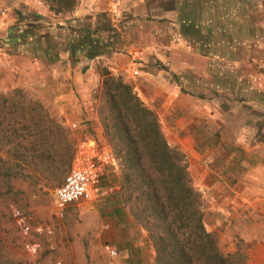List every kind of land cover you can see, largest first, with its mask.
Listing matches in <instances>:
<instances>
[{"label": "rangeland", "instance_id": "obj_1", "mask_svg": "<svg viewBox=\"0 0 264 264\" xmlns=\"http://www.w3.org/2000/svg\"><path fill=\"white\" fill-rule=\"evenodd\" d=\"M125 3L128 4L127 0L120 8H113L107 0L94 3L77 0L71 11L54 14L42 0H0V103L3 98L36 102L62 122L75 142L95 136L96 132L105 139L97 115L101 102L100 72L105 69L112 73L108 67L122 64L123 53L129 47L142 48L147 55L137 75L133 78L110 75L129 82L138 99L150 109L134 87L140 70L150 66L160 75L166 73L167 79L174 82L177 77L171 72L177 62L186 63L192 70L200 67L202 71L206 61L198 53L195 42L189 35L184 38L172 25L137 30L135 34L132 27L121 28L129 19L123 15L128 8ZM79 6L81 11L75 14ZM6 18L11 19L12 31L22 34L13 43L5 38ZM96 18L100 24L94 35L98 37L108 35L113 25L125 30L119 38L121 45L90 60L81 51L70 56L67 43L73 37L77 21L90 24ZM237 39L243 53V73L250 74L249 84L253 88L261 87L264 35L246 38L242 32ZM221 63L230 68L224 65V60ZM186 75L195 80L198 77L195 72ZM72 78L77 80L76 85L72 84ZM63 89L72 91V99L78 105L67 111L70 122L63 119L55 105L58 102L55 96L64 92ZM242 97L217 96L218 117L199 115L192 123H183L187 118L180 109L177 114L164 117L154 109L157 104L152 110L167 143L178 147L184 155L192 183L203 198L204 227L216 235L219 249L232 252L238 245L245 252L246 264H264V117L254 118L243 106ZM154 103L152 100L151 104ZM254 120L258 122L252 123ZM9 124L0 122V135L2 125L7 130ZM9 138L12 141L0 145V173L12 163L10 159L15 160L12 158L15 151L20 153L14 134ZM246 158L259 165V172L245 162ZM48 166L28 165L24 173L32 178L24 176L7 182L0 177V264H152L153 248L145 231L134 222L126 207L120 205L118 216L114 207L103 200L117 190V171L109 172L101 180L98 197L71 203L58 217L52 210V192L62 177L50 179L53 164ZM244 183L246 192L242 189ZM259 202L263 203L262 209L256 205ZM17 215L27 225L26 231L15 222ZM25 243L34 244L33 254L26 251ZM103 243L114 246L117 255H106L101 248Z\"/></svg>", "mask_w": 264, "mask_h": 264}, {"label": "trees", "instance_id": "obj_2", "mask_svg": "<svg viewBox=\"0 0 264 264\" xmlns=\"http://www.w3.org/2000/svg\"><path fill=\"white\" fill-rule=\"evenodd\" d=\"M42 1L54 14L71 11L77 3ZM19 36L8 34L6 39L10 42ZM68 51L70 56L83 51L84 57L93 58L101 53V48L84 30L69 42ZM100 75L97 115L118 164L117 190L103 200L114 207L116 214L120 205L126 207L145 231L153 248L152 264H246L245 252L238 245L234 251L224 253L217 245L216 235L205 229L201 193L192 183L183 153L165 140L154 111L143 105L129 82L105 69ZM0 113L1 123H11L7 130L2 125L0 145L12 141L9 136L14 134L18 140L16 149L20 151H15V160L10 159L12 163L0 177L7 182L24 176L32 178L24 173L25 168L40 163L48 167L53 164L50 179L63 178L75 141L62 122L30 100L3 98ZM19 219L22 217L17 215L14 220Z\"/></svg>", "mask_w": 264, "mask_h": 264}, {"label": "crops", "instance_id": "obj_3", "mask_svg": "<svg viewBox=\"0 0 264 264\" xmlns=\"http://www.w3.org/2000/svg\"><path fill=\"white\" fill-rule=\"evenodd\" d=\"M123 1L125 0H107V4L113 8H120ZM127 2L128 4H125L128 8L123 15L126 14L124 16H128L129 19L124 21L125 25L121 28L132 27L135 34L137 30L148 31L150 28L172 25L184 38L189 35L187 37L195 42L198 53L206 61L202 71L200 67L192 70L186 63L177 62V67L172 68V71L175 74L179 73L180 76H175L171 72L174 78L177 77V82L170 81L166 73L160 75L158 70L154 71L150 66L140 70V75L136 80L137 86L134 87L141 94L143 101H146L147 106L152 109L157 104L154 109H157L163 117L167 114H177V109H180L182 115L187 118L183 120V123H192L195 122V116L199 115H206L212 119L218 117L217 104L220 101L216 98L217 96L242 95L245 99L243 106L255 115L254 118L264 117V84L261 83V87L254 88L249 84L250 74L243 73V53L239 51L240 40L237 39V35L242 32L246 33V38H255L262 33L264 35V0H127ZM80 9L81 6L76 8L75 14H79ZM158 19L160 23L157 22ZM164 19L166 22H163ZM10 22L11 19L8 18L4 21L5 38L8 34L22 35L19 31H12L13 26H10ZM76 24L72 32L73 37L69 42L87 30L91 39L101 48L100 55L121 45L119 38L122 37L121 31L125 30H119L114 27L115 25L109 28L108 35L98 37L94 35L99 29L98 18L90 21V24H79L78 21ZM186 32L187 34H183ZM6 40L9 42V39ZM15 41L16 39L10 42ZM223 60L224 65L230 66L229 69L222 66L221 61ZM247 61L251 64L249 59H246ZM251 61H254V58ZM193 72L197 73V80L186 75V73ZM62 76L64 78V75ZM71 82L73 85L77 84V80L73 78ZM60 85L63 83L60 82ZM150 89H153V93L148 95ZM63 91L62 93L57 92L55 100L58 102L55 105L63 119L70 122V115L67 111L78 105L72 99L70 89H63ZM201 95L213 98L201 99L199 98ZM152 100L154 104H151ZM195 105L198 106L197 109ZM257 122L254 120L252 123ZM95 136H99L97 132ZM245 162L248 165L251 164L255 172H259L260 167L257 163L250 161L249 158H246ZM242 186V189H245L246 183ZM262 204L259 202L256 205L262 209Z\"/></svg>", "mask_w": 264, "mask_h": 264}, {"label": "built area", "instance_id": "obj_4", "mask_svg": "<svg viewBox=\"0 0 264 264\" xmlns=\"http://www.w3.org/2000/svg\"><path fill=\"white\" fill-rule=\"evenodd\" d=\"M123 56L125 61L122 64L108 67L112 72L109 74L133 78L139 72L141 64L147 60L145 50L137 46L129 47ZM117 168V159L103 137L86 136L77 140L68 170L52 192L53 214L60 217L67 205L98 197L101 194V180L109 172H116ZM16 222L21 230H27L28 227L22 219ZM24 248L29 254L35 251L34 244L31 243H25ZM101 248L109 257L117 255L116 248L108 243H103Z\"/></svg>", "mask_w": 264, "mask_h": 264}]
</instances>
